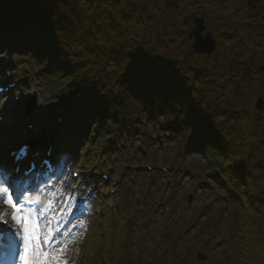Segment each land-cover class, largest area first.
I'll return each mask as SVG.
<instances>
[{"label": "snow or ice", "instance_id": "1", "mask_svg": "<svg viewBox=\"0 0 264 264\" xmlns=\"http://www.w3.org/2000/svg\"><path fill=\"white\" fill-rule=\"evenodd\" d=\"M76 3L77 0H55L56 11L49 17L55 44L61 53L59 60H66L72 66L67 73L63 70L55 73L65 78L63 95L72 90L70 86L73 82L80 84L90 94L78 91L77 103L68 110L59 111L52 120L40 109L59 104L60 95L55 100L42 98L31 112H26L19 102L21 97H28L32 93L21 90L12 95L11 89L23 81H13L12 74L6 76L4 70L15 68L16 64H27L30 58H34L43 69L48 65L50 56H34L31 47L24 51L10 48L4 38L0 40V96L8 95L0 104V115L5 107L15 105L18 118L21 122H27L29 128H50L61 140L75 139L81 146L85 140L93 141L101 129L111 130L114 122L117 126L121 125L134 111L137 115L132 118L133 123L139 121L140 111L148 113L154 110L151 120L158 127L173 120L183 122L187 119V103L181 104L173 97L183 95L176 81L182 77L187 87L189 68L183 66V62L180 66L165 63L163 58L149 55L147 51V58L138 56L139 47L118 39L119 34L110 32L106 25L92 27L85 24L83 17L74 10ZM18 32L31 40L41 39L32 19ZM13 53L21 54L15 62ZM5 79L9 81L7 86L3 84ZM169 101L173 110L169 108ZM199 107L201 112L207 113L206 106L199 103ZM81 128L86 129L82 135ZM194 132L206 140L195 117L192 123L182 124L180 135L187 138ZM169 138L174 139L175 136ZM205 147L212 146L206 142ZM89 152L90 145L83 147L85 158ZM26 156L27 146H23L16 159L21 160ZM227 157L231 163L230 154ZM75 161L73 157L72 166L65 170L62 166L54 169L44 159L42 164L46 168L39 175L35 174L36 164L30 162L26 168L16 167L8 176L0 179V264H14L17 257L19 264H70L67 258L71 242L69 238L76 225H72L68 217L73 213L75 202L82 199L74 194L87 192L88 197L83 198L85 200L98 194L94 188L88 187L85 171H72ZM68 178L77 183L65 194L63 186L68 184ZM26 205L45 206L36 210L30 208L25 216ZM41 217L45 218L44 227L38 224ZM62 220H67V223L61 224Z\"/></svg>", "mask_w": 264, "mask_h": 264}, {"label": "trees", "instance_id": "2", "mask_svg": "<svg viewBox=\"0 0 264 264\" xmlns=\"http://www.w3.org/2000/svg\"><path fill=\"white\" fill-rule=\"evenodd\" d=\"M151 1L157 10L155 14H149L148 7L141 6L138 8L123 0H77L74 10H77L79 15L83 17L85 24L92 27H96L97 24H104L110 32L119 34L118 39L139 47L137 55L143 58H147L148 53L157 56L150 36H152L153 30L159 26L160 21H163L164 26L170 30L176 27V36L174 34L173 38L171 35L172 38H169L168 42L165 43L166 48H172L173 45H178V40H182V32L177 29L185 28L186 24H183V21L188 15L195 13L199 16L206 13L209 17L227 18V24H219L216 29L212 30L217 41L216 44L219 45L218 56L230 48L237 54L236 59L247 61L246 64L241 62L240 66H247L248 70L235 80L233 79L234 74H230V83H228L227 78L224 82L220 81L226 76H217L216 73L219 71L216 66L211 71L210 69L199 71L194 68L195 66L190 67V62L184 61L182 56H176L178 53L182 54V51L177 47L175 48L177 54L174 51L170 54L168 51L170 56L167 54L159 56L164 59L165 63L180 66L183 62V66L189 68L187 75L190 77L186 81L187 87L184 86L182 77L177 78L176 85L183 95L173 97L181 104L187 103L188 118L183 122L179 119L170 121L163 124L161 128L170 136H175L173 140L178 155L172 157V162L182 167V162L176 157H180V150L186 151L179 148L180 144L177 143L182 141V138L179 139V131L172 127L182 128V124L192 123L193 117L196 118L199 130L205 133L206 140L194 132L193 135L196 137V141H194L198 143L197 147L204 149L212 157V160L204 163L203 166L194 167L193 170H201V173L208 170L213 177H215L214 170L222 172L242 199L240 202H236L228 195H225L223 199L217 198L219 203L223 205L222 207L230 204L233 209L229 228L233 235V242H231L232 257H223L224 264H252L254 263L253 260L259 264H264V255L260 257L257 251L259 246H264V123L259 125L255 121V124H252L253 121H251L249 112L243 118L244 115L243 117L232 116L225 109V107H230L226 104L229 100L226 86L232 85L236 81H239L238 86H249L250 81H254L256 76L261 75V78H264V72L262 73L259 69L261 62L260 65L264 66V0ZM196 5H201L202 8L187 10L190 6ZM160 8L163 9L159 11ZM201 10L204 12L202 13ZM55 11V0H0V34L8 28L13 30L15 35H20L18 29L32 19L38 30L45 35V40L51 50L49 56L53 57L54 52L61 55L59 47L55 44L52 27L49 23V17ZM203 15L207 21L208 18L205 14ZM178 20L181 25L179 27ZM20 36L24 37L23 35ZM24 40L33 48L34 55L37 57L45 55L40 40L35 41L27 37ZM187 48L189 47L187 46ZM197 56L189 49L188 58L194 59ZM102 59L103 57H101ZM218 59L220 58L218 57ZM59 62L62 65L60 64V67L54 66L55 70H63L64 73L70 71L66 60H59ZM221 82L222 84H220ZM70 87L72 90L68 92L69 96L62 94L64 89L58 91L57 94L60 95L64 104L73 107L72 101L77 102L76 93L78 91L86 92V90H83L81 85L75 82ZM86 94L90 93L86 92ZM236 94L238 98H241L244 92L238 90ZM168 103L170 110H173L171 109V102ZM199 103L206 106L207 113L201 112ZM244 104L246 105V103ZM136 115L135 111L132 112L129 118L125 119L119 126L114 122L111 130L104 131L101 129L100 136L104 139V136L108 134L113 136L116 141H120L135 137L138 135L139 129L147 130L148 126L155 123L151 120L154 117V110H149L148 113L140 111L139 121L131 122ZM234 116L235 119L232 118ZM148 138L149 135L147 134L144 139L147 140ZM206 142L212 147H205ZM259 149L262 151V156L257 154ZM228 154H230L231 163H229ZM207 192L210 194V191ZM208 214L209 210L206 216L210 220L211 214ZM225 215L224 211L220 212L221 218ZM208 226L210 225H206V227ZM254 249L257 253H254ZM223 253L227 254L225 251Z\"/></svg>", "mask_w": 264, "mask_h": 264}, {"label": "rangeland", "instance_id": "3", "mask_svg": "<svg viewBox=\"0 0 264 264\" xmlns=\"http://www.w3.org/2000/svg\"><path fill=\"white\" fill-rule=\"evenodd\" d=\"M124 2H130V4H134V6L140 8L141 6L148 7V13L149 14H155L157 12L155 6L153 5L151 0H123ZM135 7V8H136ZM189 8H202L201 5H196V6H190ZM163 8H160L162 10ZM202 13L204 10H201ZM206 15V13H203ZM202 14V15H203ZM208 18L207 21H205V24L207 25V29H216L219 24L225 23L227 24V18H223L220 16H213L209 17L206 15ZM178 27L181 26L179 24L178 20ZM164 22L160 21L159 26L153 30L152 36L151 37V43L154 45L156 49V55L157 56H162V55H169L168 51H170V54H172V51H174L176 54L177 52L175 51L176 47L179 48L182 51L181 53H178L176 56H182L184 61H187L188 63L190 62V67H194L195 69L202 71L201 69H207L210 71L214 66H216V69L219 71L217 72V76L219 75L220 77H223L220 79V81L224 82V80L227 78L228 83L229 82V75H233V79L235 80L236 78L240 77L241 75H244L245 72L248 70L247 66H240L241 62L246 64L247 61H240L237 58V54L232 51V49L227 48L224 53L218 56V46L216 45V50L214 53L211 54V56H197L196 58H188L187 54L190 49V44L192 40H189L187 38L188 32H190L192 24H186L185 28H178L177 30L182 32V40H178V45H173L172 48H166L165 43L168 42L167 40L169 38H174V34L176 33V27L172 28V30L168 29L166 26H164ZM223 25V24H222ZM217 34V32H216ZM172 35V37H171ZM176 36V34H175ZM176 42V43H177ZM224 42V41H223ZM189 48H187V46ZM240 55V54H238ZM170 56V55H169ZM172 57V56H171ZM218 57L220 59H218ZM187 63V64H188ZM262 64V62L260 63ZM38 65H35V69ZM236 72V73H235ZM49 76V75H47ZM45 79V78H44ZM218 80V79H217ZM222 82L220 84H222ZM239 81H236L233 84H229V86H226V91L229 95V100L226 104L230 105V107H225L226 111L231 113V115H235L236 117L244 115L243 118L247 116V113L250 115L251 121H253L252 124H255V121L258 122L259 125H263L264 123V78H261V75H258L254 78V81H250L249 86L247 85H241L238 86ZM32 88V89H31ZM29 88L28 86L25 88H22V91L25 93H32L36 92L38 96L40 97H45L47 95V91L40 86H34ZM31 89V90H29ZM242 91L244 94L242 97L238 98L237 96V91ZM21 90L15 91L12 95H16L20 92ZM260 99L263 104V110L258 112L255 109V102ZM40 101V100H39ZM3 103V100H1L0 96V104ZM20 104L22 103L21 100L19 102ZM246 103V105L244 104ZM4 109H8V107H5ZM232 117L235 119L236 117ZM3 120V116L0 115V121ZM4 121L10 122L12 121L11 119H5ZM14 124V123H13ZM0 124V156L3 155L5 144H4V138H6L7 142L10 140V137L8 134L3 132V126ZM253 126V125H252ZM261 127V126H260ZM82 130V129H81ZM80 134L81 131H80ZM263 134V132H262ZM10 135V134H9ZM163 140H160L161 142H155L158 143L154 145L152 148L148 149L147 146L143 145V148L146 149L147 154L148 153H153V161H150V163L156 165V164H165V166L170 167L173 166L174 164L171 163L174 156L178 155V152H176V148L174 145V141L169 138H164L162 137ZM187 139V138H186ZM108 140V139H107ZM135 147H138V150L140 149L139 144H141V141L139 138L136 139ZM77 141V140H76ZM188 141V140H186ZM88 142V141H87ZM239 143V142H238ZM79 144V141L78 143ZM76 145H73L74 147L72 148V153L76 154H81L79 147H76ZM187 144V142H186ZM67 145L68 142H67ZM86 146H89L86 144ZM83 146V147H86ZM260 146V145H259ZM82 147V150H83ZM109 146L105 145L104 149L100 148L102 151H106ZM118 150H114L115 153H107L105 155V158L102 155V167L100 169L102 170H108L111 174H113V177L117 175V173H120L121 170L124 169V160L129 159L132 155V147L128 143L121 141L117 147ZM179 148L183 149V146H180ZM110 150V149H109ZM149 150L151 152H149ZM95 151H99V148L94 147V153L90 152L92 154L91 159L88 160L87 157L84 159L85 168H90L94 167L95 165V160H96V154ZM141 151V150H139ZM79 152V153H78ZM135 152V151H134ZM142 152V151H141ZM261 150H258V153L260 156ZM79 154V155H80ZM83 154V153H82ZM105 154V153H104ZM179 156L176 157L178 160H180L184 166V168L181 169V171H177L175 174L177 176H174V181L176 180L175 185L177 190L174 193L173 201L176 203L172 202L170 203L169 198L170 196L168 195V187H170V183L168 184L165 180L170 179L169 181H172V173H169L167 177L164 176V182L162 183L161 180L156 179V183L159 187H161L160 194L158 193V196H155L153 198L154 205L152 207L145 206V210L143 213H140L138 211V206H137V212L141 214L140 218L138 217H131L132 214L131 212L133 211V206L134 203L132 202L131 205V210H130V215L125 216L124 213L119 214L116 212L113 214L112 212L109 213V211L105 208V213L104 215L98 219L96 217H92L90 215H85L77 218L73 224L76 225V227L72 228V233L73 235L69 238L70 239V245H69V251L67 253V256L69 257V254H71V257H69L70 262H74L75 260H79L81 258H86L88 254H93L96 251V248L99 245V250L97 253L89 260V264H136L135 257L137 256V262H140L141 260H145L146 255L143 254L142 251L144 248H148L151 250L152 254L156 255L155 257V264H221L223 261V258H221L220 250L219 247L221 246L216 245L217 239L220 241L222 240L223 243H226L224 239L221 236V233H216L215 231L212 232L209 228L206 227V225L213 226V228H221L223 227V223H221V227L217 224L218 221L216 219L211 218L210 220L206 217V207L208 206L207 203V196L206 193L201 190L200 188H196L194 182H190L188 180L191 179L195 182L199 183L198 177L197 178H191V173L194 172L192 169L196 166H203L204 161H207L208 156L206 154L203 155H193L191 153L183 152L182 150L179 151ZM81 157V155H80ZM83 158V156H82ZM106 159V161H105ZM78 160L81 161L80 158L76 157L75 161V169L76 170H81V163L78 162ZM89 161V162H88ZM147 160H142L141 163L146 162ZM88 162V163H87ZM83 163V161H82ZM133 163H137L136 160ZM147 163V162H146ZM246 165V163H243ZM72 165V160L68 161L67 167ZM175 166V165H174ZM112 168V169H111ZM120 171H119V170ZM191 171L189 175L188 173L185 172V170ZM66 170V166H65ZM154 172V177H156L155 171ZM126 174L120 175L122 181H121V189L123 188L122 192L130 193L132 192L133 194H136V190H138V184L133 183L130 181V179L127 180L128 175L131 176V174ZM162 176V175H161ZM203 178H206V176H202ZM201 177V178H202ZM166 178V179H165ZM69 179V178H68ZM62 180V178H61ZM74 181L70 178V182H68V186L63 190L66 192V190L69 189V187L72 185ZM173 182V181H172ZM212 182V181H210ZM60 182H58L59 184ZM168 185V187H167ZM180 185V186H179ZM215 189V184L212 183ZM140 194L142 196H145V186L141 187ZM125 194V193H124ZM124 194L122 195V198L124 197ZM162 195V196H160ZM188 196H190L191 201L188 204L187 199ZM128 197V196H127ZM163 206L162 204H164ZM211 202V201H210ZM160 204L162 206H160ZM106 206V205H105ZM167 207V211H165ZM169 208V209H168ZM150 209L152 212H150ZM175 213V218L180 214L181 217H179L178 222L173 225L172 222L168 220V227L171 226L178 231V234L176 236H172L170 234L171 230H168L169 232H165V225H167V220L168 216L170 215L169 211ZM182 211V213H180ZM193 212H197L196 216L198 217L200 212L201 215L199 217L200 221L198 222L196 228L189 232L187 236H184V230L186 232V220L188 219V215L192 214ZM183 214L185 216V219L183 217ZM129 220L127 221V227L128 231L125 230V228H120V223H124L125 219ZM83 221L82 224L79 222ZM206 222V223H205ZM117 227V233L116 240L114 244L111 242V238L109 235V229L111 227ZM145 229V230H144ZM219 230V229H218ZM223 230V228H222ZM160 231V232H159ZM98 233L97 236H95V233ZM219 232V231H218ZM174 238V239H173ZM125 240V245L127 247V250L124 251L123 255H120V253L117 256V260H112V252L117 251V246H119L118 243H120V246L122 245L121 242L124 243ZM207 239V240H206ZM205 244V245H202ZM114 245V247H111ZM201 247V249H200ZM217 247V248H216ZM258 250V255L261 257L264 255V246H259L257 248ZM201 251L203 254L206 255L205 260L203 261H198L195 259V253ZM257 251L254 249V253ZM175 252L178 253L176 256ZM163 253V254H162ZM162 255V256H161ZM71 262V263H72ZM254 263L252 264H257L258 262L256 260H253ZM79 264H82L80 262ZM259 264V263H258Z\"/></svg>", "mask_w": 264, "mask_h": 264}, {"label": "water", "instance_id": "4", "mask_svg": "<svg viewBox=\"0 0 264 264\" xmlns=\"http://www.w3.org/2000/svg\"><path fill=\"white\" fill-rule=\"evenodd\" d=\"M194 27L189 33V37L192 39L191 48L200 54H210L214 50L215 42L210 33L202 35L204 31V20L201 18H194ZM256 103V109L261 110L262 101L258 99Z\"/></svg>", "mask_w": 264, "mask_h": 264}]
</instances>
